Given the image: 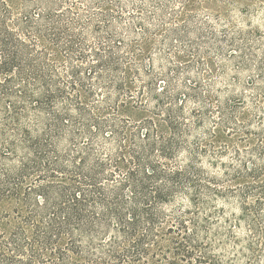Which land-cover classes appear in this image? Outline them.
I'll list each match as a JSON object with an SVG mask.
<instances>
[{"label": "trees", "instance_id": "1", "mask_svg": "<svg viewBox=\"0 0 264 264\" xmlns=\"http://www.w3.org/2000/svg\"><path fill=\"white\" fill-rule=\"evenodd\" d=\"M146 1L154 11L145 0H0V205L9 206L0 215V264H238L216 252L229 242L246 250L241 264L261 263L264 128L243 126L249 159L235 148L237 167L221 162L228 147L216 148L214 128L190 140L207 120L238 125L246 102L221 105L198 76L179 92L184 67L212 71L201 54L222 51L218 36L207 18ZM157 9L160 23L186 19L154 46L136 31L148 34L147 21L160 27ZM237 33L242 51L251 35ZM190 34L206 39L186 44L196 60L182 67L165 53L166 69L156 70L153 49L172 50V37ZM222 36L235 44L234 32L224 27ZM258 70L263 86L252 101L264 115V65ZM128 104L150 116L122 117ZM231 202L239 206L232 219L223 210ZM232 226H244V237Z\"/></svg>", "mask_w": 264, "mask_h": 264}, {"label": "rangeland", "instance_id": "2", "mask_svg": "<svg viewBox=\"0 0 264 264\" xmlns=\"http://www.w3.org/2000/svg\"><path fill=\"white\" fill-rule=\"evenodd\" d=\"M168 1L174 2L175 8H179L181 12H189V14L198 16L202 19L207 18L210 26H212V29L216 32V35L218 36L217 39H219V42L217 45L221 46L222 51L218 53L217 51H211L210 48H205L207 51L211 52L209 53L210 56L206 55V53L201 54L204 60L210 62L209 66L212 67V71L209 74L205 71H202V74L196 75V67L192 68L191 72L188 73L186 71L187 68L182 65L185 62L184 60H196V58H193L192 56H185L186 51L184 50L186 44L198 43L199 46H202L204 42H206V39H200L199 37H197L198 35L196 34H190L183 38L179 37L176 41H174V38L172 37V42L176 46L172 50L165 51L167 50L165 49L167 48V45H165L164 50L160 53L156 52V47L155 49H153V66L158 71L166 69L167 63L165 62L164 54L167 53L168 58L174 60L176 63H179L180 65H182V67H184L180 70L179 75L176 77V81H178L179 84L176 85V88L179 90V92L183 93L185 91L183 89L185 86V82L192 81L194 78H196V76H198L204 84L212 83L209 88H211V90L213 91V94L215 95L214 98H217L218 101L221 102V105H224L225 102H228L230 105H232L235 103V101L244 99V101L246 102L243 109L244 114L241 116H237V122H239L238 125H227L223 123L221 125L213 127L211 122L207 120L203 124V127L194 131L193 135L190 137V140H193L195 136H199V134H202L204 130L214 128L216 137L211 138V140H213V143L216 148H218L219 146H221V148L223 146L228 147V151L224 156L225 158L223 157L221 159V162H232V164L237 167L239 166V159L234 157L233 152L235 148H238V150L240 151V158L249 159L247 157V154L249 152L248 147L250 146V143L247 141L248 134H245L244 131H242V129H244L243 126L245 124H249L247 127L250 131H254L256 129V126H258L259 124H261V127L264 128V119L261 123H259L260 118H264V115L259 113V111L255 110V105L252 101L253 96L256 92V87L259 88L263 86V83L261 82L262 78L260 76V71L258 70V67L262 64L264 65V0H165V2ZM182 2H186L188 5H185L183 8L181 7ZM144 8L151 11L153 7L151 6L150 2L145 0ZM127 11H131L130 6H124V9H122V12H124L123 14H125V17H127ZM156 11L157 15H154L155 19L153 23L160 24V27L154 28V26L156 25L152 24L151 21V23L147 21V25H145L150 28L148 34L141 35V32L136 31L137 37L142 38L141 41L149 40V43L153 44L154 46L159 44V42L163 41V35L167 33L165 31L166 28L174 26L175 24L180 26V24L183 23V20L186 19V16L182 14L177 18L170 17L166 19L165 22L160 23V21H157V19L158 16L162 14V12L159 11V9H157ZM164 15L168 14L164 13ZM196 18L194 19L196 20ZM125 20L127 23V19ZM190 22L191 21L187 20L184 23H187V25H189ZM129 24L130 23H128L126 26H132ZM124 26L125 25L121 26L117 24V32H122L124 33L123 36L125 38L132 39L133 34H130L129 31L125 32V30H121ZM224 27L227 28L229 32H234L235 44H230V42L224 39V37L222 36V31ZM139 28L140 27L137 26L136 29L140 30ZM239 30H241L245 36L248 33H250L251 35L248 37V39L244 41V44H242V51H240V49L236 47L237 41L238 43L243 42L241 40V37L238 36L237 32H239ZM145 37L147 39H144ZM170 40L171 39H166L165 42H167L168 44L170 43ZM245 47H249L250 49H246ZM175 54L181 56L178 57L181 59L176 58ZM242 54H244V60L249 64L248 68L238 67L237 61L240 59L239 55ZM144 62L146 64L148 63L147 57L145 58ZM159 79H161V81L162 79L166 80L165 76L160 77ZM253 81H255L257 86L251 84ZM119 113L122 117L136 120L146 116H150L149 109L142 110L140 108H134L130 104L121 108ZM158 123L159 130L166 131L167 128L165 127V124H163L162 122ZM233 127L236 128L232 130ZM204 166L208 171L212 172V174H215L218 177H222L224 175L223 167L220 166V164H218L219 167L215 169L210 167L205 161ZM181 203L184 204V206L187 205L186 201H177V205ZM8 208L9 206L7 205H0V215L2 214L3 210ZM223 210L225 216L230 218L232 217V214H234L235 216L239 214V206L237 202H231L230 204L226 205L224 204ZM0 226H2L1 223ZM234 230L237 236L244 237L246 233L244 226H241V228L234 227ZM224 249L225 250H216V252H221L224 253L226 256L231 257L235 255L233 257H236V259H238V264H241L244 261V257L242 256V254H244L246 250H240L239 245L236 246L235 244L229 242L225 245ZM260 264H264V257L262 258Z\"/></svg>", "mask_w": 264, "mask_h": 264}]
</instances>
